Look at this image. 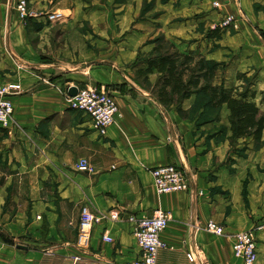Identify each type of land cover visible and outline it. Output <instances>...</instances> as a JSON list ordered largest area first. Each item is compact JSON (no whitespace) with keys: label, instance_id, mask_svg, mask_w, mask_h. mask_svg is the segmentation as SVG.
<instances>
[{"label":"crops","instance_id":"crops-1","mask_svg":"<svg viewBox=\"0 0 264 264\" xmlns=\"http://www.w3.org/2000/svg\"><path fill=\"white\" fill-rule=\"evenodd\" d=\"M212 1L157 0L158 17L136 23L129 2L110 13L101 0H29L35 13L24 21L11 0H0V83L21 88L11 96L18 129L11 131L10 145L14 166L30 182L18 214L29 209L45 220L43 225L34 215L24 223L18 217V244L6 239H17L16 224L1 225L0 264H126L139 255L127 216L157 210L170 214L157 264H196L186 257L194 249L210 264H242L233 254L232 235L251 228L255 264H264V150L252 151L251 138L231 146L226 105L218 119L200 122L198 113L182 116L176 106L160 104L135 76L147 67L135 64L136 54L153 49L158 24L181 52L199 50L220 62L226 86H242L238 74L253 76L255 101L264 111V0H221V9H213ZM55 10L63 18L50 21L47 14ZM228 14L236 27L220 29V39L208 37L212 22ZM157 75L154 70L147 80L153 83ZM86 85L105 88L119 106L105 135L65 101L70 86ZM194 102L193 94L182 111H191ZM245 141V155H239L234 150ZM82 158L90 169L77 168ZM167 163L188 176L190 192H157L151 169ZM86 203L117 209L123 219L95 224L83 252L77 228ZM208 220L223 225L226 234L207 232ZM104 233L112 242L102 239Z\"/></svg>","mask_w":264,"mask_h":264},{"label":"built area","instance_id":"built-area-1","mask_svg":"<svg viewBox=\"0 0 264 264\" xmlns=\"http://www.w3.org/2000/svg\"><path fill=\"white\" fill-rule=\"evenodd\" d=\"M11 1L14 3L16 12L21 20L34 15L35 12L28 7L29 0ZM233 1L239 3V0ZM214 4L217 5L218 3L215 2ZM47 18L50 21L58 20L63 18V14L59 11H53L47 14ZM230 26L236 27V23L233 15L228 14L212 29H222ZM19 91L20 85L18 83L0 84V127L9 131L12 130L13 125V104L9 96ZM64 98L70 109L81 111L91 118L93 127L100 135H105L107 129L115 122L116 117L120 115L115 97L106 92L104 88L97 89L93 86L78 87L75 95L72 96L66 91ZM78 169H90L85 159L80 160ZM151 172L158 193L191 191L188 176L175 164L158 165L153 167ZM199 193L201 194L202 192L200 191ZM122 219L123 215L117 209L101 211L94 208L91 204H83L78 222L80 247L84 250L87 248L95 224L103 221H120ZM126 220L132 224V232L139 248V255L126 264H157L159 251L165 247L161 234L168 225L170 214L157 210L152 216L130 214ZM205 230L216 236H224L226 234L224 226L214 220H208ZM232 238L234 256L239 258L242 264H255L258 252L255 228L237 232L232 235ZM102 239L107 242H112L113 240L106 233L103 234ZM186 257L189 261L196 264H210L198 249L188 251Z\"/></svg>","mask_w":264,"mask_h":264},{"label":"trees","instance_id":"trees-1","mask_svg":"<svg viewBox=\"0 0 264 264\" xmlns=\"http://www.w3.org/2000/svg\"><path fill=\"white\" fill-rule=\"evenodd\" d=\"M208 37L220 39L221 30H211ZM154 42L155 45L149 52L151 54L148 53V58L143 62L147 67L138 69L136 76L147 79V75L156 70L159 78L154 94L160 104L174 105L183 113L181 105L185 99L195 95V102L190 109L193 110L201 96L206 108L197 112L200 122L218 119L222 106H227L231 131L229 141L232 147L239 138H251L254 142L263 139L264 111L255 101L256 91L250 88L252 79L246 74H238V77L245 80V84L240 87H227L223 82L215 83L220 62L206 58L198 50L181 52L172 43L167 47L163 42ZM6 130L0 127V132L6 133ZM247 145L248 142L245 141L241 150L234 151L242 155Z\"/></svg>","mask_w":264,"mask_h":264},{"label":"rangeland","instance_id":"rangeland-1","mask_svg":"<svg viewBox=\"0 0 264 264\" xmlns=\"http://www.w3.org/2000/svg\"><path fill=\"white\" fill-rule=\"evenodd\" d=\"M161 1L166 2L168 0H159V2H161ZM126 2H129V6L133 10L135 9V22L136 23L138 21L146 20V19H150V21H152V19L157 18L159 15L158 11H153V7L156 6L155 3L157 2V0H101V3L103 4V8L106 9L110 13L116 12V9L120 6V4L126 3ZM215 2H217L218 4L217 5L214 4ZM222 6H223V2L221 0L212 1L213 9H221ZM28 7H29V1H28ZM29 9H30V7H29ZM55 11H58V10H55ZM224 18H225V16L223 15V16H220V18L217 21L215 20L214 22H212V24L210 25L211 28H209V32L211 30H214V29H212V27L219 24ZM58 20H60V19H58ZM153 22H155V21H153ZM153 30L155 31V35L152 37L151 43L156 40L157 42L160 41V42L165 43L167 47H168L169 43L174 44L172 41H170L164 37V35L162 34V31L160 30V25L154 24ZM214 47H216V44L213 42L211 45V48H214ZM149 54H151V53H149ZM149 54L146 52H142L141 50H138L136 57H135V64L137 65L140 62H144V60H146L148 58ZM201 55H203V54H201ZM222 69L223 68L220 67L218 70L220 71ZM219 71H217V75H218ZM135 76H136V72H135ZM158 78H159V74L157 75V79H155V81L153 83H151L150 81H148L144 77H139L138 79H139V82H141L142 84H144L148 88L152 89V92L155 93L156 88L158 86V83H157ZM249 78L252 79V81H251L252 83L250 84V88L253 89V76H249ZM218 79H221V80H218ZM224 80L225 79H224V76L222 73L220 75H218V77L214 78L215 83H221ZM8 83H10V82H8ZM12 83H15V82H12ZM2 84H5V83H2ZM244 84H245V80H244ZM80 87H85V86H80ZM227 87H235V85H232V86L227 85ZM95 88L101 89V87H99V88L95 87ZM20 90H21V88H20ZM66 91L67 90H65V92ZM105 91L108 92L106 89H105ZM18 93H16V94H18ZM108 93L111 94L112 96H114L112 93H110V92H108ZM13 95H15V94H12L9 96L10 100H11V96H13ZM198 98L199 99L197 100V106H195L194 109L191 111L181 113L182 116H187V117L192 116V115H195L198 111L202 110L203 108H206L205 105L203 104V102H204L203 97L200 96ZM11 102H12V100H11ZM13 113H14V107H13ZM13 113H12V117H13L12 130H10V131L6 130V133H2V135H0V141L5 140V139H10L9 141H7L4 144H1V146H0V174H1L0 175V225H6V224H11V223L16 224L13 226L15 227L14 232L17 236V239L13 240L14 236H10V234H7L6 239L8 240V242H11V243L13 242V244L14 243L18 244V217L23 218L21 220L24 223H30L31 221L34 220V218H35L34 215H36V214L32 215V213L29 212V209H26V212H22V214H18V210L22 209L21 203H24L25 199H28L27 188H28V185L30 182L25 177H21L19 175L20 174L19 170L14 166V165H18V162L16 161L17 159H15V156L12 154L13 148L11 147L12 145H10V142H11L10 137L13 134V133L11 134V131L17 130L18 125L14 119ZM250 145H251L252 151L264 150V137L260 142L251 141ZM242 155H245V152L242 153ZM11 156L13 159H11ZM80 160L77 162V168H78V164L80 163ZM87 164H88V162H87ZM88 167L90 168L89 165H88ZM36 218H37V220H41V222L45 221L43 219L42 214H37ZM42 224L45 225V222H43ZM77 235H78V232H77ZM89 245H90V243L88 244L87 248H85V250L81 249V251H83V252L86 251L89 248Z\"/></svg>","mask_w":264,"mask_h":264},{"label":"water","instance_id":"water-1","mask_svg":"<svg viewBox=\"0 0 264 264\" xmlns=\"http://www.w3.org/2000/svg\"><path fill=\"white\" fill-rule=\"evenodd\" d=\"M77 91H78V87L77 86H70L69 88H68V93L70 94V95H75L76 93H77ZM2 228V226L0 225V229Z\"/></svg>","mask_w":264,"mask_h":264}]
</instances>
